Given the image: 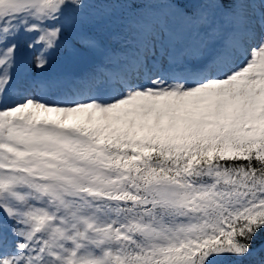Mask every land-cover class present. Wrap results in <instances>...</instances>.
<instances>
[{
    "label": "snow or ice",
    "instance_id": "obj_1",
    "mask_svg": "<svg viewBox=\"0 0 264 264\" xmlns=\"http://www.w3.org/2000/svg\"><path fill=\"white\" fill-rule=\"evenodd\" d=\"M225 259L264 264V0H0V264Z\"/></svg>",
    "mask_w": 264,
    "mask_h": 264
},
{
    "label": "rangeland",
    "instance_id": "obj_2",
    "mask_svg": "<svg viewBox=\"0 0 264 264\" xmlns=\"http://www.w3.org/2000/svg\"><path fill=\"white\" fill-rule=\"evenodd\" d=\"M77 67H81L78 70H83L87 67V65H84V63H81L79 65H76ZM76 66H74L76 68ZM68 69V65L65 63L63 54L60 52L54 53L53 55V62L51 65V68L49 69L50 72H62L66 71Z\"/></svg>",
    "mask_w": 264,
    "mask_h": 264
},
{
    "label": "trees",
    "instance_id": "obj_3",
    "mask_svg": "<svg viewBox=\"0 0 264 264\" xmlns=\"http://www.w3.org/2000/svg\"><path fill=\"white\" fill-rule=\"evenodd\" d=\"M258 241H259V237H258ZM222 261L227 262V261H229V260H228V259H225V260H222Z\"/></svg>",
    "mask_w": 264,
    "mask_h": 264
}]
</instances>
